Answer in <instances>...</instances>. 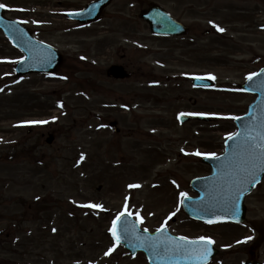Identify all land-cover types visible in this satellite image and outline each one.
<instances>
[{
  "label": "rangeland",
  "instance_id": "rangeland-1",
  "mask_svg": "<svg viewBox=\"0 0 264 264\" xmlns=\"http://www.w3.org/2000/svg\"><path fill=\"white\" fill-rule=\"evenodd\" d=\"M92 1L0 0L9 18L65 57L55 76L19 78L15 65L24 55L0 32V264H147L144 256L131 258L122 247L105 256L107 233L125 210V198L127 211L143 218L142 228L165 225L171 213L179 214L180 193L194 195L191 180L211 174L201 162L204 155L191 153L223 154L227 136L237 132L231 117L244 115L255 100L239 85L264 65V0H209L227 9L212 15L215 25L227 27L221 37L201 35L215 27L203 22L199 28L197 20L208 17L196 9L197 0H115L99 22L85 28L65 16ZM151 3L193 28L182 38V64L134 47L135 39L144 47L153 43L146 25L133 24ZM156 59L169 63L162 66ZM115 64L124 65L131 78H110ZM160 69L180 70L182 76L175 72L174 81L168 74L172 83L151 88V76L165 74ZM199 75L214 76L216 88L195 89L191 78ZM181 113H202L212 122L180 125ZM112 121L122 134H115ZM50 132L56 137L51 146L46 144ZM246 205L247 225L204 230L183 214L169 225L179 236L215 238L222 252L218 264H243L253 254L264 262V243L256 251L259 234L248 230L254 225L260 234L264 230V183ZM8 222L11 239H19L10 251L3 243ZM85 235L86 250L78 251Z\"/></svg>",
  "mask_w": 264,
  "mask_h": 264
},
{
  "label": "snow or ice",
  "instance_id": "snow-or-ice-1",
  "mask_svg": "<svg viewBox=\"0 0 264 264\" xmlns=\"http://www.w3.org/2000/svg\"><path fill=\"white\" fill-rule=\"evenodd\" d=\"M7 8V5L0 3V9ZM14 11H22V9H12ZM217 31L223 32L224 29L215 25L214 22L209 21ZM31 54V46L28 48ZM257 75L253 73L247 77L248 80H252L253 76ZM66 78V77H65ZM208 79H215L214 76H208ZM196 79H202V77H196ZM4 89L0 88V91ZM62 106V105H61ZM180 115H186L181 113ZM199 115H203L199 113ZM231 119H239V117H231ZM32 123H40L35 121ZM254 131L255 134H252ZM228 140H236V147L231 153H227L223 158L222 167L225 169L223 175L221 176V186L224 188L222 198L220 200L213 196V202L206 203L202 207V211L205 213H211L217 204H222L227 210H231L233 214L238 211L235 207L234 201L239 198V192L244 190V186L248 184H254L259 182V174L264 173V120L257 124L245 125V130L243 133H232L227 136ZM183 151V150H182ZM189 154V153H186ZM192 155L201 156L204 155L206 159H217L220 157L215 153L203 154L199 151L191 153ZM175 183V181H173ZM138 184H130L129 188H139ZM180 203L183 204L184 201L188 200L189 197L187 193H180ZM125 198V210L121 211L115 219L112 221V227L109 229L114 244L112 247L105 252V256L110 255L115 248L121 243V239L128 241L130 239L135 240V245L138 247L146 248L150 251L153 256L160 257L163 260L172 262L178 259L197 261L199 264H205L208 257L211 254V245L215 241L211 237L201 236L196 240H191L187 237L181 236L178 238H170L165 234V227L162 225L156 231L158 235L155 237L149 235H138L137 223L142 224L143 218L140 216L139 212L136 213V222H132L128 219L122 220V217H130L133 214L127 211V200ZM82 207L103 209L100 204H85ZM179 211V209H177ZM176 213L173 212L169 215L168 219H172ZM211 224L215 221L209 219L206 221ZM167 221H165V224ZM122 225V227H121ZM55 231V229H53ZM145 233L148 229H143ZM251 239V237H249Z\"/></svg>",
  "mask_w": 264,
  "mask_h": 264
},
{
  "label": "water",
  "instance_id": "water-1",
  "mask_svg": "<svg viewBox=\"0 0 264 264\" xmlns=\"http://www.w3.org/2000/svg\"><path fill=\"white\" fill-rule=\"evenodd\" d=\"M110 0H101L100 2L102 4L97 5L92 4L86 11L83 13L77 14L75 16L86 17L84 21H93L95 19H98L99 14L103 10V8L107 5V3ZM0 29L5 33V35L11 40V42L17 46L18 48H21L27 55L26 60L20 62L16 66V72L18 76L27 75L30 73H55L59 66L62 63V57L58 54L56 50L53 48L37 43L35 40L32 39L30 36V33L27 29L24 28V26L18 22L7 20L4 17V9H0ZM158 27L156 28V31L160 32ZM31 46L32 52L31 54L28 51V48ZM112 75L116 78H124L125 74L123 69L121 68H113ZM260 76L255 77L252 79V81H249L247 85L244 87L248 91L256 92L259 95L258 100L256 103L251 107L250 113L248 116L244 118H240L237 120V124L239 127V133H243L245 130V125H253L261 122L264 120V90H262L259 86ZM195 85H206L211 86L212 83H208L204 80H196ZM199 120H204L203 118H198ZM191 118L183 117L182 122H188ZM252 134H255L254 131ZM54 141V138L51 136L48 140V143L51 144ZM236 147V140H230L228 142V149L227 153H231ZM223 157H220L219 160L217 159H207L204 162L210 164L213 169V175L208 178L195 180L192 183V188L197 191L200 194V197L197 199H188L184 202V207L186 212L197 219H201L204 221H207L209 219L212 220H226L236 223H241L245 219V206H244V200L247 194L250 193V191L262 180L264 177V173L259 174V182L254 184H248L244 186V190L239 192V198L234 201L235 207L238 208V211L233 214L231 210H227L223 207L222 204H217V206L213 209L211 213H205L202 211V207L206 203L213 202V196H216L217 200H220L222 198V194L224 191V188L221 186V176L223 175L225 169L222 167L223 165ZM128 219L132 222H135L131 217H122V220ZM122 227V225H121ZM138 235H149L155 237V235H151L149 233H145L144 231H141L138 224ZM167 237L170 238H176L173 236H170L165 232ZM121 243L125 245L126 248L131 250L132 255H136L138 252H145L148 256V259L150 261V264H199L197 261L192 260H184V259H178L174 260L172 262L166 261L161 259L160 257L153 256L150 254V251L146 248L134 246L135 240L130 239L128 241H125L121 239ZM212 254V252H211ZM210 254V256H211ZM208 257V260L210 258ZM208 260L205 262V264L208 262Z\"/></svg>",
  "mask_w": 264,
  "mask_h": 264
},
{
  "label": "flooded vegetation",
  "instance_id": "flooded-vegetation-1",
  "mask_svg": "<svg viewBox=\"0 0 264 264\" xmlns=\"http://www.w3.org/2000/svg\"><path fill=\"white\" fill-rule=\"evenodd\" d=\"M196 8L197 10H200L201 15H205L206 17L211 16L214 11H217V8L214 6L213 2L209 0H198ZM135 33L136 35L139 34L138 31H136ZM206 34L211 35L212 33L208 30L206 31ZM151 37L156 42V46L150 49L151 51H153L150 53L157 56L171 57L175 56L178 52V57L182 60V36L178 38L180 39V42H175L172 45L167 42V40L171 38L158 37L154 35H151ZM176 44H178V47H175ZM214 55H219V52H214ZM168 71L171 73H175V71L177 70ZM215 260L210 264H214L216 262Z\"/></svg>",
  "mask_w": 264,
  "mask_h": 264
}]
</instances>
